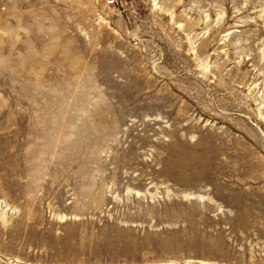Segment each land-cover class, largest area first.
Instances as JSON below:
<instances>
[{
	"label": "rangeland",
	"instance_id": "rangeland-1",
	"mask_svg": "<svg viewBox=\"0 0 264 264\" xmlns=\"http://www.w3.org/2000/svg\"><path fill=\"white\" fill-rule=\"evenodd\" d=\"M0 0V264H264V0Z\"/></svg>",
	"mask_w": 264,
	"mask_h": 264
},
{
	"label": "built area",
	"instance_id": "built-area-1",
	"mask_svg": "<svg viewBox=\"0 0 264 264\" xmlns=\"http://www.w3.org/2000/svg\"><path fill=\"white\" fill-rule=\"evenodd\" d=\"M112 3H113V0H109V1H108V4H112Z\"/></svg>",
	"mask_w": 264,
	"mask_h": 264
}]
</instances>
